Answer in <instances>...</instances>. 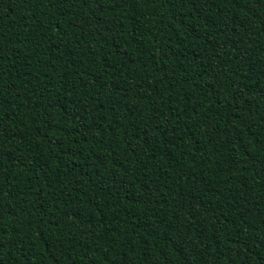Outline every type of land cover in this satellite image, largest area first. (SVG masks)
Masks as SVG:
<instances>
[{
    "label": "trees",
    "instance_id": "obj_1",
    "mask_svg": "<svg viewBox=\"0 0 264 264\" xmlns=\"http://www.w3.org/2000/svg\"><path fill=\"white\" fill-rule=\"evenodd\" d=\"M0 264H264V0H0Z\"/></svg>",
    "mask_w": 264,
    "mask_h": 264
}]
</instances>
